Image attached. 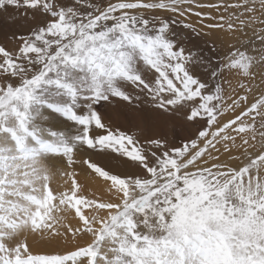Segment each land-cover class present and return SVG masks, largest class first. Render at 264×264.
I'll return each mask as SVG.
<instances>
[{"label": "snow or ice", "instance_id": "obj_1", "mask_svg": "<svg viewBox=\"0 0 264 264\" xmlns=\"http://www.w3.org/2000/svg\"><path fill=\"white\" fill-rule=\"evenodd\" d=\"M0 31V264H264V0H0Z\"/></svg>", "mask_w": 264, "mask_h": 264}, {"label": "bare ground", "instance_id": "obj_2", "mask_svg": "<svg viewBox=\"0 0 264 264\" xmlns=\"http://www.w3.org/2000/svg\"><path fill=\"white\" fill-rule=\"evenodd\" d=\"M204 2H211V0H204ZM4 31H8L5 29ZM4 33L3 31H0V42H3L4 40ZM212 39L214 38H192V41L188 43L189 47L196 48L198 47L200 50H202L204 53H208L211 55L210 48L212 44ZM216 46H217V54L213 56L214 60H219L222 57L223 52L226 49V45H224L221 41L217 40L216 41ZM231 83L232 87H236L237 85V80L235 77H231ZM226 90H230L228 88V85H224ZM258 94V93H257ZM150 106L146 103L142 104L141 107L135 111H132L130 109H118L117 105L115 103L108 105L106 107H102V113H108L109 115L112 116L113 120L115 121V124L113 127L119 126L121 130L125 131H135L134 128H130L129 121L132 120L134 117L139 116L142 112L147 110ZM100 110V109H99ZM101 111V110H100ZM195 129H183L180 127L176 128H169V135L170 139H173L177 144H179L183 139H186L188 136L191 135V133ZM95 159H98L99 162L105 166L109 165V162L100 158V157H95ZM111 166L116 168L118 171H123V166L118 165L117 161H112ZM90 187L93 189H96L98 192L100 191V185L98 183L93 184L91 181L88 182Z\"/></svg>", "mask_w": 264, "mask_h": 264}, {"label": "rangeland", "instance_id": "obj_3", "mask_svg": "<svg viewBox=\"0 0 264 264\" xmlns=\"http://www.w3.org/2000/svg\"><path fill=\"white\" fill-rule=\"evenodd\" d=\"M102 109H103V108H100L101 112H102Z\"/></svg>", "mask_w": 264, "mask_h": 264}]
</instances>
